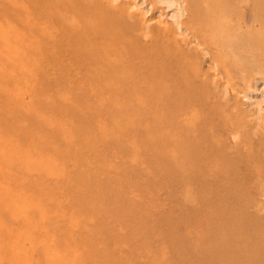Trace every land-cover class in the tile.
Listing matches in <instances>:
<instances>
[{"label": "rangeland", "instance_id": "obj_1", "mask_svg": "<svg viewBox=\"0 0 264 264\" xmlns=\"http://www.w3.org/2000/svg\"><path fill=\"white\" fill-rule=\"evenodd\" d=\"M8 2L0 0V245L45 234L62 262L72 233L85 251L95 243L97 264H264V0H174L179 26L157 0ZM157 113L164 124L145 129ZM92 197L96 208L84 210ZM39 198L50 216L30 230L15 207Z\"/></svg>", "mask_w": 264, "mask_h": 264}, {"label": "bare ground", "instance_id": "obj_2", "mask_svg": "<svg viewBox=\"0 0 264 264\" xmlns=\"http://www.w3.org/2000/svg\"><path fill=\"white\" fill-rule=\"evenodd\" d=\"M99 1V0H98ZM114 2V1H113ZM156 2V1H155ZM157 2L162 6V9H164V10H166V12H164L165 13V16L170 20V21H172L173 23H176V25H178L179 26V18H180V16H181V14H182V12H181V8L180 7H177V8H175L174 7V0H157ZM10 3V0H9V2H8V4ZM92 3V2H91ZM100 3H102V2H100ZM211 5V4H210ZM108 6V5H107ZM135 6H138L137 5V3L136 4H131V6L129 7V9L130 8H134ZM96 7V6H95ZM103 7V6H102ZM175 9H174V8ZM211 7V6H210ZM97 9V8H96ZM105 9V8H104ZM109 9H110V7H109ZM128 9V8H127ZM4 10V9H3ZM6 10V9H5ZM100 10V9H99ZM103 9H101V11H102ZM210 10H211V8H210ZM27 12H28V9L26 10ZM94 11H96V10H94ZM108 11V10H107ZM143 11V14L142 15H144V17H146L145 15H147V12H148V8H146V10H142ZM141 11V12H142ZM162 11V10H161ZM160 11V12H161ZM209 11V10H208ZM97 12H99L98 10H97ZM106 12V11H105ZM159 12V11H158ZM159 12V13H160ZM6 13V12H5ZM12 13V12H11ZM24 13V12H23ZM100 13V12H99ZM8 14V12L6 13V15ZM15 15V13H13L12 14V16L14 17L13 18V20H16V21H18V22H21V21H24L23 20V14H19V15H17V16H14ZM25 15H27V13L25 14ZM103 15V14H102ZM164 15V14H163ZM129 16H130V14H129ZM144 17H143V19H144ZM160 17V16H159ZM158 17V18H159ZM12 18V17H11ZM28 18V17H27ZM162 18V17H161ZM153 19V18H152ZM249 19V18H248ZM137 20V19H136ZM138 20H140V21H142V19H138ZM12 23V22H11ZM142 23V22H141ZM160 23H161V21H160ZM146 24V23H145ZM164 24V23H163ZM30 26H32L33 25V23L32 24H29ZM146 26V25H145ZM29 27V26H28ZM24 28V27H23ZM33 28V27H32ZM179 29V28H178ZM178 29H176V30H178ZM26 30V29H25ZM32 30V29H31ZM36 30V29H35ZM24 32H26V31H24ZM29 32V31H28ZM7 33V32H6ZM32 33V32H31ZM150 33V32H149ZM104 34V33H103ZM102 34V35H103ZM106 35V34H105ZM42 39V38H41ZM195 39V38H194ZM51 40V39H50ZM41 41V40H40ZM55 42V41H54ZM12 44V43H11ZM17 44V43H16ZM41 44H43V43H41ZM18 45V44H17ZM20 45V44H19ZM137 45V44H136ZM11 46V45H10ZM59 46V45H58ZM39 47H40V45H39ZM15 48V47H14ZM148 49V48H147ZM203 49V48H202ZM2 51V50H1ZM40 51V50H39ZM62 51V50H61ZM106 51V50H105ZM64 52V51H63ZM203 52H205V49H204V51ZM42 53V52H41ZM26 54V53H25ZM37 54H39L38 53V51H37ZM202 54V53H201ZM3 55V54H2ZM28 55V54H27ZM42 55V54H41ZM203 55V54H202ZM201 55V56H202ZM208 55V54H207ZM16 56V55H15ZM14 56V57H15ZM37 57V56H36ZM40 57V56H39ZM8 58V57H7ZM35 58V57H34ZM41 58V57H40ZM200 58V57H199ZM31 59V58H30ZM8 60H9V58H8ZM36 60H38V59H36ZM42 60V59H41ZM102 60H103V58H102ZM107 60V59H106ZM10 61H12V60H10ZM31 61V60H30ZM43 61V60H42ZM116 61V60H115ZM114 62V61H113ZM112 63V62H111ZM112 65V64H111ZM118 64H116V65H114V66H117ZM3 67H4V65H3ZM122 67V66H121ZM43 68V67H42ZM44 68H45V66H44ZM196 68V67H195ZM199 68V67H198ZM210 68H211V66H210ZM40 69H41V64H40ZM46 69V68H45ZM113 69V68H112ZM118 69H120V67L119 68H117V72H119L118 71ZM122 69V68H121ZM123 70V69H122ZM37 71H38V69H37ZM45 71V70H44ZM44 71H42L43 73H46V72H44ZM115 71H116V69H115ZM198 71V70H197ZM111 72H113V71H111ZM110 72V73H111ZM10 73V72H9ZM39 73H41V70H40V72ZM38 73V74H39ZM215 73H217V72H215ZM117 75H119V73L117 74ZM127 75V74H126ZM214 76L216 75V74H213ZM218 75V74H217ZM216 75V76H217ZM37 76H39V75H37ZM122 76V75H121ZM125 76V75H124ZM128 77V76H127ZM27 78V77H26ZM121 78V77H120ZM213 78V77H212ZM211 80H213V79H211ZM38 82V81H37ZM257 83H256V85L257 86H255L256 87V89H259V86L260 85H262V82H258V80L256 81ZM39 83V82H38ZM212 83H214V82H212ZM35 84V83H34ZM96 84V83H95ZM94 84V85H95ZM226 84H228V83H226ZM108 85V84H107ZM36 87H37V85H36ZM93 87V86H92ZM132 87V90H133V88L134 89H136L134 86H131ZM97 88V87H96ZM92 89V88H91ZM248 89V88H247ZM246 89V90H247ZM224 90H226V89H224ZM249 90V89H248ZM99 91V90H98ZM177 91V90H176ZM94 92V91H93ZM254 92V91H253ZM4 93V92H3ZM95 93V92H94ZM232 93L234 94V96L236 95H238L239 94V91L238 90H235V89H232ZM241 93V92H240ZM6 94V93H5ZM26 94V93H25ZM37 94V93H36ZM40 94V93H39ZM195 94H196V92H195ZM242 94V93H241ZM249 95H250V92H246L244 95H243V97L244 98H246V100L245 101H247V99H248V97H249ZM239 96V95H238ZM133 99V98H132ZM232 99V98H231ZM251 99V98H250ZM30 101V100H29ZM35 101V100H34ZM251 101V100H250ZM249 101V102H250ZM17 103V102H16ZM232 103V102H231ZM236 104H238V103H236ZM15 105V104H14ZM17 106V105H16ZM31 106V105H30ZM33 106V105H32ZM36 106V105H35ZM232 106V105H231ZM18 107H19V104H18ZM107 107V106H106ZM229 107V106H228ZM246 107V106H245ZM236 109V108H235ZM233 110V109H232ZM14 111H15V109H14ZM18 111H19V109H18ZM243 112V111H242ZM246 112V111H245ZM244 112V114L246 115V113ZM25 113V112H24ZM13 114H14V112H13ZM19 114H20V112H19ZM26 114V113H25ZM162 114V113H161ZM164 114V113H163ZM163 114H162V116H163ZM165 115V114H164ZM243 115V114H242ZM244 115V116H245ZM30 116V115H29ZM161 115H159L158 113H157V117H156V115H155V117L152 119V120H150L149 122H145L144 123V127H145V129H153V128H155L154 127V125L156 124L157 126H160V124H161V126L164 124V122H162V119H161V117H160ZM256 116V115H255ZM246 117V116H245ZM248 117V116H247ZM165 118V117H164ZM249 118V117H248ZM237 119V118H236ZM243 119V118H242ZM143 120V119H142ZM167 120V119H166ZM51 121V120H50ZM56 121V120H55ZM13 122V121H12ZM63 122V121H62ZM138 122V121H137ZM162 122V123H161ZM9 123V122H8ZM17 123V122H16ZM159 123V124H158ZM166 123V122H165ZM70 124V123H69ZM132 124H134V123H132ZM11 125V124H10ZM12 126V125H11ZM55 125H53V127H54ZM60 127V126H59ZM134 127V126H133ZM20 128V127H19ZM66 128V127H65ZM73 128V127H72ZM55 129V128H54ZM78 129V128H77ZM126 129V128H125ZM19 130V129H18ZM86 130V129H85ZM88 130V129H87ZM86 130V131H87ZM159 130V129H158ZM47 131H49V130H47ZM80 131V130H79ZM111 131V130H110ZM106 132V131H105ZM250 132V131H249ZM53 133V132H52ZM112 133V132H111ZM165 133H167V132H165ZM50 134V133H49ZM151 134V133H150ZM90 135V134H89ZM40 136V135H39ZM92 136V135H91ZM104 136V135H103ZM164 136H168V135H164ZM163 136V137H164ZM171 136V135H170ZM54 137V136H53ZM150 137H151V135H150ZM153 137H154V135H153ZM18 138H20V137H18ZM39 138V137H38ZM52 138V137H51ZM74 138V137H73ZM157 138V137H156ZM165 138V137H164ZM30 139V138H29ZM56 139V138H55ZM88 139V138H87ZM159 139H163V138H159ZM3 140V139H2ZM40 140H41V138H40ZM59 140H60V138H59ZM93 140H95V139H93ZM152 140H154V139H152ZM235 140V139H234ZM20 141V140H19ZM61 141V140H60ZM155 141V140H154ZM237 141V140H236ZM89 142V141H88ZM94 142V141H93ZM38 143V142H37ZM61 143V142H60ZM95 143V142H94ZM160 143V142H159ZM33 144H35V142L33 143ZM62 144V143H61ZM83 144V143H82ZM87 144V143H86ZM92 144V143H91ZM128 145H127V147L128 148H130V149H132V150H136V148L134 149V146H132V145H130L129 143H127ZM58 145V144H57ZM84 145H85V143H84ZM83 145V146H84ZM161 145H164V144H161ZM82 146V145H81ZM80 146V147H81ZM52 147V146H51ZM75 147V146H74ZM87 147H88V145H87ZM84 148H86V145L84 146ZM53 149L55 150V148L53 147ZM60 148H58V153L59 154H61L62 153V151H64V150H62L61 152H60V150H59ZM70 149V148H69ZM81 149H83V147L81 148ZM53 150V151H54ZM56 150H57V148H56ZM87 150H89V149H87ZM73 151V150H72ZM72 151H69L70 153L72 152ZM78 151V150H77ZM77 151H75V152H73L74 154H76V155H78V153H77ZM98 151V150H97ZM84 152V151H83ZM86 152V151H85ZM54 154L56 153V152H53ZM67 153V152H66ZM81 153V152H80ZM167 153V152H166ZM43 154V153H42ZM47 154H51L50 152L49 153H47ZM88 154H90L89 152H88ZM31 155V154H30ZM64 155H65V153H64ZM67 155V154H66ZM65 155V156H66ZM76 155H74V156H76ZM80 155V154H79ZM78 155V156H79ZM59 156V155H58ZM77 156V157H78ZM87 156V155H86ZM80 157H81V155H80ZM79 157V158H80ZM104 157H105V155H104ZM50 158V157H49ZM58 158H60V157H58ZM82 158V157H81ZM101 158V157H100ZM108 158V157H107ZM46 159V158H45ZM62 159V158H61ZM76 159V158H75ZM93 161H95V158L93 157ZM73 160V159H72ZM80 160V159H79ZM56 161V160H55ZM59 161V160H58ZM67 161H68V159H67ZM81 161H84V160H82L81 159ZM90 161V160H89ZM98 161H99V159H98ZM63 162V161H62ZM78 162H80V161H78ZM105 162V161H104ZM38 163V162H37ZM59 163H60V161H59ZM66 163V162H65ZM72 163V162H71ZM85 163V162H84ZM84 163H82V164H84ZM99 163V162H98ZM101 163V162H100ZM107 163V162H106ZM67 164V163H66ZM81 164V165H82ZM60 165V164H59ZM67 165H69V163L67 164ZM25 166V165H24ZM71 166V165H70ZM78 166H80V164L78 163ZM76 167V169L77 168H79V167ZM108 166V165H107ZM26 167V166H25ZM61 167H62V164H61ZM60 167V168H61ZM75 167V166H74ZM84 167H85V165H84ZM115 167V166H114ZM113 168V167H112ZM33 169H34V167H33ZM38 169V168H37ZM36 169V170H37ZM40 169H42V168H40ZM66 169V168H65ZM75 169V170H76ZM85 169V168H84ZM35 170V169H34ZM36 170H35V172H36ZM51 170H53V169H51ZM62 170V169H61ZM61 170H59V171H61ZM116 170V169H115ZM9 171V170H8ZM8 171H5V173L6 172H8ZM41 171V170H40ZM66 171V170H65ZM69 171H71L70 170V168H69ZM86 171V170H85ZM110 171V170H109ZM4 172V171H3ZM10 172V171H9ZM21 172V171H20ZM54 171H51V175H54L55 173H56V175H57V172H55V173H53ZM63 172V171H62ZM61 172V173H62ZM68 172V171H67ZM77 172V170L75 171V173ZM79 172V171H78ZM44 173V171L41 173V175ZM53 173V174H52ZM59 173V172H58ZM69 173V172H68ZM73 173H74V171H73ZM73 173H71V174H73ZM89 173V172H88ZM87 173V174H88ZM91 173V172H90ZM117 173V172H116ZM9 174H12L11 172L10 173H8V176H9ZM14 174V173H13ZM39 173H37V175H38ZM50 174V173H49ZM64 174V172L62 173V175ZM67 173H65L63 176L65 177V175H66ZM37 175H36V177H37ZM60 175V174H59ZM74 175V174H73ZM76 175H78V174H76ZM91 175H93V174H91ZM91 175H89L88 177H90ZM98 175V174H97ZM6 176V175H5ZM13 176V175H12ZM22 176V175H21ZM24 176V175H23ZM22 176V177H23ZM43 176V175H42ZM49 176V175H48ZM58 176V175H57ZM56 176V177H57ZM63 176H59L58 178H59V180H60V178L61 177H63ZM68 176V174L66 175V177ZM70 176V175H69ZM68 176V177H69ZM79 176V175H78ZM83 176V175H82ZM14 177V176H13ZM19 177H20V175H19ZM30 177V176H29ZM34 177V176H33ZM35 177V178H36ZM46 177V176H45ZM72 177V176H71ZM70 177V178H71ZM76 177V176H75ZM75 177H73V178H75ZM79 177H81V176H79ZM77 178V179H79V180H82V179H80V178ZM93 177V176H92ZM116 177H118V176H116ZM115 177V178H116ZM0 178H4V177H0ZM6 178V177H5ZM9 178H10V176H9ZM9 178H6V179H8V181H10L9 180ZM16 178H18V176H16ZM15 178V179H16ZM58 178H55V179H57L58 180ZM84 178V177H83ZM14 179V180H15ZM51 178L49 177V180H50ZM88 179V178H87ZM87 179H85V180H87ZM90 179V178H89ZM5 180V179H4ZM3 180V181H4ZM62 180V179H61ZM72 180V179H71ZM73 180H75L76 181V178L75 179H73ZM79 180H77V181H79ZM1 181V180H0ZM16 181V180H15ZM20 181H21V179H20ZM53 181V180H52ZM65 181V180H64ZM75 181H71L72 183H74ZM19 182V181H18ZM24 182V181H23ZM30 182V181H29ZM49 182V181H48ZM47 182V183H48ZM58 182V181H57ZM62 181H60V184H62L61 183ZM68 182H69V180H68ZM67 182V183H68ZM85 182V181H84ZM83 182V183H84ZM3 182H0V184H2ZM13 183V182H12ZM38 183V182H37ZM40 183V182H39ZM42 183V182H41ZM40 183V184H41ZM46 182H44V184H45ZM46 183V184H47ZM55 183V182H54ZM64 183V182H63ZM80 183V182H79ZM5 184V183H4ZM15 184V183H14ZM13 184V185H14ZM18 184H20V183H18ZM39 184V185H40ZM43 184V183H42ZM45 184V185H46ZM60 184L58 183V185H59V187H60ZM77 184V183H76ZM9 184H7V186H8ZM50 185H53V184H50ZM57 185V186H58ZM64 185V184H63ZM63 185H62V187H63ZM73 185V184H72ZM71 185V186H72ZM2 186V185H1ZM11 186H12V184H11ZM16 186H18V187H20L19 185H15V187L14 188H16ZM21 186H23V184L21 185ZM26 186H28L27 184H26ZM25 186V187H26ZM41 186V185H40ZM3 187H5V186H3ZM10 187V186H9ZM43 187V186H42ZM58 187V188H59ZM72 187H74L75 188V184L72 186ZM14 188H12L11 187V189H12V191H14L13 189ZM23 188V187H22ZM3 189V188H2ZM27 189H30L29 187L27 188ZM32 189V188H31ZM37 189V188H36ZM36 189H34V191L36 190ZM57 189V188H56ZM60 189H61V187H60ZM18 190V189H17ZM24 190V189H23ZM42 190V189H41ZM49 190V189H48ZM63 190V189H62ZM70 191H71V188L69 189ZM84 190V189H83ZM30 191V190H29ZM28 191V192H29ZM33 191V190H32ZM32 191H31V193H32ZM38 191V190H37ZM60 191V190H59ZM58 191V192H59ZM65 191H67V190H65ZM5 192V191H4ZM4 192H3V194H4ZM15 192V191H14ZM20 192H22V191H19V193ZM52 192V191H51ZM56 192H57V190H56ZM69 192V191H68ZM67 192V194H69ZM2 193V192H1ZM6 193H7V191H6ZM10 193V192H9ZM24 193V192H23ZM62 193V192H61ZM65 193V192H64ZM64 193H62V194H64ZM85 193H86V191H85ZM30 194V193H29ZM34 194H36V193H34ZM33 194V195H34ZM54 194H56V193H54ZM54 194H53V192L52 193H50L49 192V195L51 196V198L52 197H54L55 198V196H54ZM18 195H21V194H18ZM32 195V196H33ZM60 195V194H59ZM43 196V195H42ZM88 196V195H87ZM5 197V196H4ZM14 197V196H13ZM45 197V196H44ZM64 197H65V195H64ZM86 197V196H85ZM91 197V196H90ZM6 198V197H5ZM10 198V197H9ZM78 198V197H77ZM93 198V197H92ZM91 198V199H92ZM115 198V197H114ZM34 200H35V196H34V198H33ZM36 199H37V197H36ZM58 199V198H57ZM90 199V198H89ZM94 199V198H93ZM101 199V198H100ZM18 200V199H17ZM16 200V201H17ZM27 201V204L25 203L24 205L22 204V205H18V206H16L15 207V211H16V214L18 215V217H20V219H22L23 220V223L26 225V227L28 228V229H30V230H32L33 228H34V226H35V223H38V224H42L44 221V219H46V218H48L50 215H49V211L48 210H46L45 209V207H43V203L42 202H44L43 200H42V202H41V199L39 198L37 201ZM68 200V199H67ZM73 200V199H72ZM87 200H88V197H87ZM53 201V200H52ZM55 201V200H54ZM89 201V200H88ZM92 201V200H91ZM91 201H89V202H91ZM94 201L95 202H93V205L91 206L90 204L88 205V204H85V206L86 207H84V210H92L93 208L95 209L96 207L95 206H97L96 204L98 203V201H99V199H94ZM46 202V201H45ZM48 202H50V200L48 201ZM47 202V203H48ZM69 202V201H68ZM19 203V202H18ZM51 203V202H50ZM53 203V202H52ZM51 203V204H52ZM3 203H0V208L1 207H3ZM45 205H47L46 203H45ZM44 205V206H45ZM61 205V204H60ZM64 205V204H63ZM66 205V204H65ZM65 205H64V207H65ZM81 205V204H80ZM7 206V205H6ZM6 206H4V208H6ZM49 206H52V205H49ZM57 206H59L58 205V203H57ZM71 206H72V204H71ZM63 207V206H62ZM79 207V206H78ZM8 208V207H7ZM81 208V207H80ZM106 208V207H105ZM54 209V208H53ZM65 209H66V207H65ZM107 209V208H106ZM110 209V208H109ZM2 210V208L0 209V211ZM52 210V209H51ZM105 210V209H104ZM6 211H7V209H6ZM60 211V210H59ZM61 211H62V209H61ZM68 211V210H67ZM66 211V212H67ZM106 211V210H105ZM4 212V211H3ZM12 212V211H11ZM92 212V211H91ZM70 213V212H69ZM86 213V212H85ZM1 214V213H0ZM5 214V213H4ZM8 215V214H7ZM2 216V214L0 215V217ZM51 217H54V216H52L51 215ZM3 218V217H2ZM59 219V218H58ZM70 219V218H69ZM68 219V220H69ZM6 220V219H5ZM60 220H62V218L60 219ZM72 220V219H71ZM74 220V219H73ZM83 220V219H82ZM89 220V219H88ZM91 220V219H90ZM8 221H9V219H8ZM14 222H15V219L13 220ZM92 221V220H91ZM7 222V221H6ZM53 222V221H52ZM68 222V221H67ZM8 223V222H7ZM18 223V222H17ZM49 223V222H48ZM88 223V222H87ZM14 224V223H13ZM54 224V223H53ZM85 224V223H84ZM90 224V223H89ZM93 224V223H92ZM16 225V224H15ZM80 225V224H79ZM91 225V224H90ZM3 226V225H2ZM54 226V225H53ZM63 226V225H62ZM42 227H44L43 226V224H42ZM46 227H48V226H46ZM45 227V228H46ZM64 227V226H63ZM26 228V229H27ZM39 228V227H38ZM37 228V229H38ZM71 228V227H70ZM77 228V227H76ZM78 228H80V227H78ZM21 229H22V227H21ZM20 229V230H21ZM49 230H50V228H49ZM83 230V229H82ZM81 230V231H82ZM21 231H24V233L23 234H25L26 232H25V230H24V228L21 230ZM36 231V230H35ZM45 231V230H44ZM65 231V230H64ZM67 231V230H66ZM72 232H75V231H73V230H71ZM91 231H92V229H91ZM30 233H32V231H29ZM42 232V231H41ZM52 232V231H51ZM82 232H86L85 231V229H84V231H82ZM82 232H81V234H82ZM98 232V231H97ZM65 234H67L66 232H64ZM78 232H76L75 234H77ZM22 234V235H23ZM34 234H36V233H34ZM34 234H31L30 236H27L26 234L24 235V236H27V237H23V236H18L19 235V233H18V235L16 234H14L13 235V238H12V240H11V242L10 243H6V244H3V245H0V264H39V262L41 261L40 260V258H38L39 257V255H38V253H37V250L39 251V253L41 254V256L43 255V257L45 258V263H50V264H97L96 262H93V259H92V246H94L93 244H95V243H93L92 244V246H90L89 248H90V250H88V251H85L84 249H81L80 248V244L82 245V247L84 246V244L85 243H83L82 242V240H81V242H78L77 240H76V238H74L73 237V235H72V233H68V236H69V238H68V243L66 244L68 247H67V249H68V251L62 256L63 258H64V260L61 262L60 261V258H58L60 255H59V253H58V249H57V251L54 249V247H55V239L53 238V237H51V236H48V235H45V234H39V235H34ZM2 235H3V233H2ZM2 235H0V237L2 236ZM10 235V234H9ZM79 235V234H78ZM84 235H86V233L84 234ZM84 235L83 236H81V237H84ZM88 235V234H87ZM76 236V235H75ZM4 237V236H3ZM57 237V236H56ZM80 237V236H79ZM86 237V236H85ZM100 237H101V235H100ZM100 237H99V240H100ZM92 238L94 239L95 238V235L92 233ZM102 238V237H101ZM125 238V237H124ZM133 238V237H132ZM2 239V238H1ZM4 239H5V237H4ZM3 239V240H4ZM88 239H91V237L90 238H88ZM10 240H8V242L10 241ZM87 240V239H86ZM4 241H6V239L4 240ZM3 241V242H4ZM91 241V240H90ZM98 241V240H97ZM87 244H89V242L87 243ZM89 246V245H88ZM105 246V245H104ZM103 246V247H104ZM94 247H96V246H94ZM98 247V246H97ZM105 247H107V246H105ZM108 248V247H107ZM104 249V248H103ZM99 251V250H98ZM107 251H109V249H107ZM105 253H106V249H105V251H104ZM120 254V253H119ZM105 255V254H104ZM96 256H98V254L96 255ZM119 256V255H118ZM121 256V255H120ZM120 256H119V258H120ZM101 257H102V255H101ZM110 257V256H109ZM94 258V257H93ZM96 258H100V257H96ZM101 259V258H100ZM99 259V260H100ZM96 260V259H95ZM47 261V262H46ZM65 261H68V262H65ZM106 262H107V258H106V260H105ZM127 262H129L128 260H127ZM130 263V262H129ZM44 264V263H43ZM106 264V263H105ZM128 264V263H127ZM132 264V263H131Z\"/></svg>", "mask_w": 264, "mask_h": 264}]
</instances>
